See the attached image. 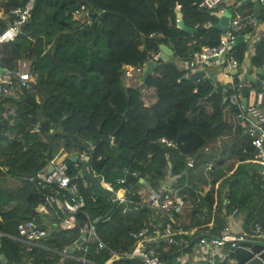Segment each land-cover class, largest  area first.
<instances>
[{"label":"trees","instance_id":"trees-1","mask_svg":"<svg viewBox=\"0 0 264 264\" xmlns=\"http://www.w3.org/2000/svg\"><path fill=\"white\" fill-rule=\"evenodd\" d=\"M27 1L0 0L4 14L0 32L14 21L12 10ZM146 1L157 19L137 28L122 13L101 10L92 0H35L22 32L13 42L0 44V67L12 74L16 84L21 61L27 62V70L35 76L18 99L9 96L0 103V177L7 181L0 184V264H141L125 256L108 263L111 252L97 250L94 244L86 254L89 263L63 259L55 252L73 245L87 220L80 210L78 225L62 229L58 224L66 216L63 211L56 214L49 206V214L39 212L47 190L29 178L44 172L60 154L80 153L91 159L92 169L107 182L117 181L126 168L139 172L138 178H129L125 184L131 191L130 202L116 207L92 183L82 185L85 209L95 215L98 235L112 251H131L135 244L131 232L157 222L155 210L145 204L146 194H140L139 188H165L170 171L179 175L175 188L182 187L186 178L192 186L201 181L210 186L195 199L191 226L219 232L234 213L242 217L243 230L252 232L257 225L264 230V174L256 163L247 161L258 151L246 134L238 107L229 101L223 104L224 87L213 94L211 77L198 84L185 79L186 62L203 45L220 42L222 32L212 27L220 20L219 8L202 11L198 5L203 0ZM256 4L260 5L258 0H236L229 8L234 15L257 12L263 19V10L254 9ZM82 5L88 11V22L83 25L74 15ZM179 10L186 25L198 29L196 33L179 28ZM152 32L157 36L150 37ZM161 45L174 51L170 59H157L158 67L147 85L125 88L121 70L129 57L144 50L145 61L156 60ZM247 51L244 42L231 55L241 63ZM251 63L264 73V39ZM236 82L240 83L237 77ZM256 88L264 94V87ZM228 136L230 142L223 145ZM162 138L174 146H167ZM145 143L164 153L166 165L140 162ZM65 162L70 176H77L81 166ZM138 162L140 166L134 167ZM10 179L18 183L9 185ZM181 193L194 195L189 187ZM28 220L49 226L40 242L55 251L27 250L23 242L10 237L21 236L20 226ZM173 238L182 243L162 239L156 248L167 264H179L180 248L190 251L197 242L182 234ZM187 239L191 244L185 247Z\"/></svg>","mask_w":264,"mask_h":264},{"label":"built area","instance_id":"built-area-1","mask_svg":"<svg viewBox=\"0 0 264 264\" xmlns=\"http://www.w3.org/2000/svg\"><path fill=\"white\" fill-rule=\"evenodd\" d=\"M258 2L262 7L264 19V0H258ZM34 3L35 0H28L24 6L12 10L14 21L5 31L0 32V44L13 42L18 37L22 32L24 24L31 18ZM223 3L224 0H203L198 6L202 11H211L219 8L218 12H224ZM178 7L180 8L181 5H178ZM84 14L88 17L85 5H82L74 12L77 18ZM180 20L181 18L177 16L178 23ZM259 21L260 18L255 13L234 15L228 25L227 31L221 33L219 44L216 46L203 45L201 50L186 62V69L191 71L201 68L205 70L206 77H210L207 71L209 67L219 66L225 69L229 81L227 82V87L224 89L227 92V95H224V97L231 104L238 107L242 125L245 129L249 128L250 134L248 136L251 138V144L258 151L256 155H250L247 161L256 163L264 174V94L262 91H257L254 100L249 101L247 105L243 103L244 97L241 92L243 80L240 77L241 71L239 69L241 63L230 56V47L237 37L244 35L247 40L250 37L249 28L257 25ZM149 36L155 37L157 34L152 32ZM143 68L144 64L142 63L125 70L123 67L121 73L123 72L126 78H133L139 82ZM234 69L239 70L236 76L233 75ZM16 76L18 77L17 84L12 74L0 70V103L9 96L19 97L23 94L24 90L31 87V83L35 80V76L32 73L20 68ZM236 77L240 80V83L236 82ZM129 86L130 84L127 83L126 87ZM256 132H259V135L256 136ZM161 141L169 147L174 146V143L166 138H162ZM65 156L66 154H60L52 161L50 165L55 166L52 172H48L47 168L37 176L30 177L29 180L41 186L43 190H47L45 194L46 202L40 206L39 212L48 213L50 206L56 213L59 214V211H63L66 214L58 224L62 229L75 228L78 225L77 214L80 210L85 211L87 220L83 226H80L81 235L73 245L66 247L63 251H55L40 242L41 238L47 237L48 228L33 220H28L20 226L21 236H10L23 242L27 250L40 247L58 252L63 259L71 258L89 263L90 261L86 257V254L92 244H94L97 250L107 249L111 252V258L108 263L125 256L139 259L141 264H167L157 252L156 248L159 246V242L162 239H166L170 243L181 244L182 242L175 240L173 236L175 234H188L189 231V236L192 239L197 238V247L201 254L199 258L201 263L199 264H240L235 258L228 257L229 252L236 248H244L254 252V246L259 245L262 249L260 252H254L253 258H261V255L264 253V230L259 225L252 232L243 229L236 230L233 227L236 223L234 213L230 215L228 225L219 232L184 225L180 217L186 210H190L191 208L187 194L182 195L181 191L188 188L189 184L185 183L182 187L175 188L174 185L176 186L179 175H172L171 171L168 176L169 181H167V186L160 190L151 189L144 200L149 208L161 213L164 223L161 225L151 223L132 231L131 236L135 239V244L131 251L124 253L112 251L100 239L95 215L88 213L85 209L87 208V202L82 193H79L76 186L70 183L73 177L68 172L69 167L65 162ZM81 158L88 159L82 154ZM208 169H211V165ZM93 173L96 176L99 175L94 170ZM138 176V171H131L130 168H126L124 175L118 178L117 181L107 182L103 179L102 184L113 191V197L119 199V204L129 203L131 191L125 184L129 178H138ZM262 187H264V184H262ZM193 235L194 237H192ZM179 259H181V255Z\"/></svg>","mask_w":264,"mask_h":264},{"label":"crops","instance_id":"crops-1","mask_svg":"<svg viewBox=\"0 0 264 264\" xmlns=\"http://www.w3.org/2000/svg\"><path fill=\"white\" fill-rule=\"evenodd\" d=\"M92 1L101 10H112V11L122 13L124 16L129 18L137 28H142L144 26H147V25H149V23L151 21H155L157 19L156 12L150 7V5L147 3L146 0H92ZM235 2H236V0H224L223 7L225 8V11L227 9H230L229 6L233 5ZM254 9L261 10L262 7H261V5L258 4L257 6L255 5ZM252 13L256 14L257 12H252ZM260 22L264 23V19H260L259 23ZM259 23L255 26H252L251 31L250 30L248 31L250 34V37L247 38V40H246V42L248 43V51L245 55V58L241 62L240 68H239L241 71L240 77L243 80L242 84L243 83L249 84V88H250L249 101L254 100L255 95H256L258 90L256 88V86H257L256 83L251 82L250 80L249 81L247 80V75L248 74L254 75L255 78L261 79L264 82L263 71L261 69L256 68V67H253L252 63H251V57L255 53L256 47L258 46V45L256 46V42L260 43V41L262 39H264V24L263 23L259 24ZM140 51L143 52L142 56L138 55V52L133 53L129 57L128 62L124 64L125 69H127L128 65H130V67H132L134 65L136 66L138 64H141V63L144 64L145 63L146 54L144 55V53H145L144 50H140ZM230 56L233 57L231 55V51H230ZM25 62L26 61L20 62V69L27 70V62L26 63ZM185 68H186V64H185ZM201 70H202L201 68H197L195 70L188 71L189 72L188 76H190L191 74H193L195 72L201 71ZM207 71H208L210 77L216 75L219 82H226L227 83L229 81V77L226 75L225 69H223L219 66L209 67ZM4 72L8 73L7 71H4ZM203 78H201V79H203ZM201 79H199V81ZM134 82H135V80H134ZM127 83H129L131 86H136V84H134L133 82H132L133 83L132 84L131 82L126 81V84ZM219 87L221 88V86H219ZM17 99H18V97H17ZM139 160H140V162L153 160V161L158 162L162 165H166V163H167V157L164 155L163 152H161L152 143H145L141 146V152L139 154ZM140 162L135 163L134 167L140 166ZM0 179H3V178L0 177ZM167 181H169V178ZM6 182L7 181L5 179H3V182H0V184H6ZM185 182L187 184H189V190L191 192H193L194 195L193 196L190 195V197H188L191 209L186 210L181 215L180 220L182 221V223L184 225L191 226L192 214H193V211L195 209L194 208L195 204L197 203L195 199L196 198L198 199L200 197V193H199L200 190L198 189L199 186H192L190 184L189 178H186ZM150 190L151 189L149 186H143V187L139 188L140 194L144 193L147 195V193ZM49 212H50V209H49ZM49 212L44 213V214H49ZM54 212L56 213L55 210H54ZM155 212H156L155 217L157 218V222H155L153 224H159V225L163 224L164 220L161 217V213L157 210ZM235 225L233 227L236 230H242V223L238 224L236 222ZM48 228H49V226H48ZM182 235L183 236H189L190 232L188 231V234L183 233ZM190 244H191V241L189 239L185 240V247L189 246ZM180 253H181L180 254L181 259L178 260L179 264H199V263H201V261L199 260L201 254L198 251L197 242L194 243L193 249L190 251L185 250V248H183V247L180 248ZM178 258H180V256Z\"/></svg>","mask_w":264,"mask_h":264},{"label":"water","instance_id":"water-1","mask_svg":"<svg viewBox=\"0 0 264 264\" xmlns=\"http://www.w3.org/2000/svg\"><path fill=\"white\" fill-rule=\"evenodd\" d=\"M83 1H86V0H83ZM234 13H235L234 9H231V8L227 9L225 12H217V16L219 17L220 20L217 24L212 25V27L216 30H219L222 33L226 32L228 29V25H229L232 17L234 16ZM177 16L181 18L180 22L178 23L179 28H181L182 30L186 31L189 34H194L197 32V30H198L197 28H191V27H188L186 25V23L182 19V12L180 10L177 12ZM79 21H80V24H82V25L87 23L88 22L87 15L84 14V15L80 16ZM244 42H246L245 36L239 35L237 37V39L235 40V42L230 47V49L232 50L236 45H238L240 43H244ZM258 44H259V42H256V46ZM56 47L57 46L55 45L52 48V52H51L52 57H54V55H55ZM173 54H174V51L169 46L161 45V52H160L157 59L162 58V59L168 60V59H170V57ZM157 59L156 60L148 59L145 61L142 74L139 78V84L140 85H147L150 76L153 74L155 69L158 67ZM0 70L8 72V70L3 69L1 67H0ZM238 71H239L238 69H234L233 75H237ZM205 75H206V72L204 70H201V71H198V72L191 74L190 76H185V79H190L195 84H198L199 79L205 77ZM211 79L215 84L213 94L219 89V86L224 87V88L227 87V83L226 82H219L216 75L212 76ZM247 80L248 81L250 80L251 82L256 83V85L259 87H264V82L261 79L255 78L254 75L248 74ZM241 92H242L243 97H244L243 103L245 105H247L249 102V96H250L249 84L243 83L241 86ZM224 95L225 96L227 95L226 90H224ZM225 103H227L226 97H224V100H223V104H225ZM246 134L247 135L250 134L249 128L246 129ZM257 135H259V132H256V136ZM64 159L66 161H69V162H72L74 164L81 166V169H80V172L78 173V175L73 177L71 179V182H70L71 184H74L76 186L79 193H82V185H83L84 181H88L94 185L95 189L99 193L106 196L107 198H112L115 207L119 205V199L117 197H113V195H114L113 191L109 190L108 188L103 186V184H102V181L104 179L103 174H99L98 176H96L93 173L91 159H82L80 153L66 154ZM54 167H55L54 165H50L48 167V172H52L54 170ZM110 214H111V212L106 217H109ZM33 215L34 216L37 215L36 210H34ZM99 219H102V218H99ZM261 249H262V247L259 245H256L253 248L255 253L260 252ZM254 252H251V251L246 250L244 248H236V249H232L229 252L228 257L235 258L236 260L239 261L240 264H245V263L246 264H264V253L261 255V258H253Z\"/></svg>","mask_w":264,"mask_h":264},{"label":"rangeland","instance_id":"rangeland-1","mask_svg":"<svg viewBox=\"0 0 264 264\" xmlns=\"http://www.w3.org/2000/svg\"><path fill=\"white\" fill-rule=\"evenodd\" d=\"M257 5H258V4H256V6H257ZM0 16H1V17L4 16L3 12H1V11H0ZM260 23H261V22H260ZM260 23H259V24H260ZM262 23H263V22H262ZM262 23H261V24H262ZM263 24H264V23H263ZM142 54H143L142 51H139V52H138V55H141V56H142ZM134 66H135V65H134ZM132 67H133V66H132ZM128 68H130V65L127 66V69H128ZM124 70H125V68H124ZM121 76H122V84H123V86H124L125 88H126V81H129V82H131V83L133 82L134 84H136V86H137V85H140L139 82H137V81L134 82V79H133V78H126V76L124 75L123 72L121 73ZM133 83H132V84H133ZM130 86H131V85H130ZM11 111H12V110H11ZM230 139H231V138H230L229 136L226 137L225 140H224V142H223V145L226 144V143H229V142H230ZM207 174H208V173H207V171H206V172H205V175H207ZM0 182H3V179H0ZM6 183H7V182H6ZM17 183H18L17 180H11V179L8 180V184H9V185L15 186ZM206 185H207L208 188L210 187L208 184H206V183H204V182H202V181L198 184V186H199L198 189L200 190V193H203V192L205 191V189H206ZM235 220H236V222H237L238 224H239V223H240V224L242 223V217H241L240 215L236 216V217H235ZM0 263H1V262H0Z\"/></svg>","mask_w":264,"mask_h":264}]
</instances>
